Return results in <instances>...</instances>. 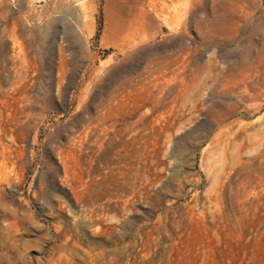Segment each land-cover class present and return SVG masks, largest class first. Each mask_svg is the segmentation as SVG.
I'll list each match as a JSON object with an SVG mask.
<instances>
[{"label":"rangeland","instance_id":"obj_1","mask_svg":"<svg viewBox=\"0 0 264 264\" xmlns=\"http://www.w3.org/2000/svg\"><path fill=\"white\" fill-rule=\"evenodd\" d=\"M95 1L0 0V264H264V0Z\"/></svg>","mask_w":264,"mask_h":264},{"label":"crops","instance_id":"obj_2","mask_svg":"<svg viewBox=\"0 0 264 264\" xmlns=\"http://www.w3.org/2000/svg\"><path fill=\"white\" fill-rule=\"evenodd\" d=\"M68 1L70 4L67 3ZM81 1L85 6L84 13L82 9L74 7L75 5L72 6L74 0L72 2L70 0H42V2L26 0L27 5L32 9L29 19L31 17L33 27L38 29L41 35L51 36L55 40L56 59H61V52L68 54V57L72 52H79L82 65H86L91 57L89 51L91 37L95 33L91 12H93V8L97 3L95 0ZM116 2L118 0H103V40L105 38V43L110 35L107 28L116 27L114 33L120 40L122 37L121 29L126 26V24H123L125 20L121 17H118L116 25L113 26L109 23L112 5ZM134 2L141 7L144 5L149 6V0H134ZM140 13L143 15V11ZM64 56L66 57V55Z\"/></svg>","mask_w":264,"mask_h":264},{"label":"bare ground","instance_id":"obj_3","mask_svg":"<svg viewBox=\"0 0 264 264\" xmlns=\"http://www.w3.org/2000/svg\"><path fill=\"white\" fill-rule=\"evenodd\" d=\"M185 1V0H184ZM186 2V1H185ZM181 219V218H180Z\"/></svg>","mask_w":264,"mask_h":264}]
</instances>
